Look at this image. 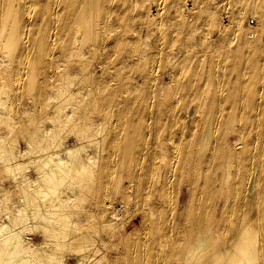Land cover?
<instances>
[{"label":"bare ground","instance_id":"6f19581e","mask_svg":"<svg viewBox=\"0 0 264 264\" xmlns=\"http://www.w3.org/2000/svg\"><path fill=\"white\" fill-rule=\"evenodd\" d=\"M0 264H264V0H0Z\"/></svg>","mask_w":264,"mask_h":264},{"label":"rangeland","instance_id":"374dc122","mask_svg":"<svg viewBox=\"0 0 264 264\" xmlns=\"http://www.w3.org/2000/svg\"><path fill=\"white\" fill-rule=\"evenodd\" d=\"M251 21H252V19H251ZM251 24H252V22H251ZM135 213H136V212L134 211V208L131 207V206H129V207H128V215H129V216H133Z\"/></svg>","mask_w":264,"mask_h":264}]
</instances>
